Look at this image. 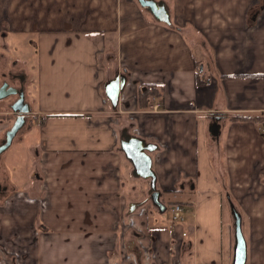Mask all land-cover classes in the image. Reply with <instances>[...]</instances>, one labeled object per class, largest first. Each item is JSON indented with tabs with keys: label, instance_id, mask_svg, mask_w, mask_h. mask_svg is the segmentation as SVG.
Segmentation results:
<instances>
[{
	"label": "crops",
	"instance_id": "0c3cea01",
	"mask_svg": "<svg viewBox=\"0 0 264 264\" xmlns=\"http://www.w3.org/2000/svg\"><path fill=\"white\" fill-rule=\"evenodd\" d=\"M165 1L170 25L137 0H0V46L16 49L34 104L5 156L0 264H144L136 232L145 264H233L231 203L246 264H264V0ZM124 117L158 145L160 199L182 220L125 179Z\"/></svg>",
	"mask_w": 264,
	"mask_h": 264
},
{
	"label": "water",
	"instance_id": "95a60500",
	"mask_svg": "<svg viewBox=\"0 0 264 264\" xmlns=\"http://www.w3.org/2000/svg\"><path fill=\"white\" fill-rule=\"evenodd\" d=\"M139 4L146 8L157 21L172 24L171 12L165 0H138ZM128 82L127 76L117 74L116 77L105 84L106 94L113 106L117 108L120 102L121 91L124 90ZM19 93V90L9 91L2 94L0 90V100L9 97L11 94ZM23 96V95H22ZM24 101V97H22ZM17 112L18 109L14 108ZM31 111V107L27 112ZM20 112H22L20 110ZM21 118H25L21 114ZM24 123L17 122L10 132L8 133V140L0 152L6 150L12 143L13 138L19 128ZM214 127L215 124L213 125ZM158 145L147 142L144 138L133 135L129 132L128 128H124L121 134V149L125 156L130 160L133 165V175L137 178H143L150 182L151 200L157 206L161 213L167 210V207L160 199L161 191L157 187V175L153 168V158L150 153L154 152ZM135 209V205H131V212ZM232 213L234 215V228H235V248L233 264H246L247 263V242L243 232L242 216L233 203H231Z\"/></svg>",
	"mask_w": 264,
	"mask_h": 264
},
{
	"label": "flooded vegetation",
	"instance_id": "af4514ba",
	"mask_svg": "<svg viewBox=\"0 0 264 264\" xmlns=\"http://www.w3.org/2000/svg\"><path fill=\"white\" fill-rule=\"evenodd\" d=\"M4 49L3 47L0 48V90L2 94L14 91L15 89L19 90V93L11 94L9 97L0 100V127L2 126L0 129V150L7 142V136L12 127L17 122L24 124L15 134L11 145L6 150L0 152V194L7 193L11 187L5 156L20 134L30 127L34 109V104L29 96V75L25 68L18 62V59H16V49L12 48L14 51L11 50L14 56L6 54ZM22 97H24V101H22ZM30 107L31 111L27 112ZM14 108L18 109V111L16 112ZM20 110L22 112H20ZM21 114H23L25 118H21ZM2 116L5 118L2 119ZM135 234L137 239L140 240V238H143L141 233L136 232ZM140 245L142 246L141 243Z\"/></svg>",
	"mask_w": 264,
	"mask_h": 264
},
{
	"label": "rangeland",
	"instance_id": "374dc122",
	"mask_svg": "<svg viewBox=\"0 0 264 264\" xmlns=\"http://www.w3.org/2000/svg\"><path fill=\"white\" fill-rule=\"evenodd\" d=\"M0 48H2L1 46H0ZM11 50H13L12 49V47H10V46H7L5 49H4V52L6 53V54H11V55H13L14 56V54H13V52L11 51ZM14 51V50H13ZM128 114H126V116H127ZM5 117L4 116H2V119H4ZM121 120H123L122 122H124V127L122 128V129H124V128H128L129 129V132H130V130H132V128L134 127V130H135V132H139V128H138V126H135V125H133L132 126V128H130L129 126H128V124L126 125V120H125V117L123 118V119H121ZM123 124V123H122ZM38 127H40L39 125H38ZM121 129V130H122ZM20 168H24V167H20ZM123 170H124V176L126 177L125 179H127L128 180V182H129V184L130 185H133V186H137L138 188H141V187H143V186H149L148 187V190H147V194H146V197H148V200H151V192H150V182H149V180H144V179H137V178H134V177H132V175H133V171H132V175L130 176V174H129V172H128V170H127V168H123ZM149 202H151V201H149ZM145 203L146 202H144V203H142L141 205H139L140 206V208L142 207H146L145 209H146V213L148 212V208H147V206L145 205ZM168 204V203H167ZM153 204H150V206L152 207V208H155V206L153 205ZM169 205V204H168ZM169 207V209L165 212L170 218H173V215H172V212H171V207L170 206H168ZM158 209V207L156 206V210ZM155 210V209H154ZM158 212V211H157ZM141 215H143V214H141ZM145 215V214H144ZM143 215V216H144ZM133 237H134V234H133ZM135 238V247L134 248H136V250H140V252L142 253V258L144 259V264L146 263V261H147V256H146V250H145V248H142V246L140 245V242H139V239H137V237L135 236L134 237ZM149 252V251H148ZM151 254V253H150ZM137 256V255H136ZM151 261H152V259H151ZM153 263V262H152Z\"/></svg>",
	"mask_w": 264,
	"mask_h": 264
},
{
	"label": "trees",
	"instance_id": "16d2710c",
	"mask_svg": "<svg viewBox=\"0 0 264 264\" xmlns=\"http://www.w3.org/2000/svg\"><path fill=\"white\" fill-rule=\"evenodd\" d=\"M137 2H138V0H137ZM140 7L142 9L148 11L146 8L142 7L141 5H140ZM154 95H159L158 89H157L155 84H151V85L145 86V88L141 90V92L139 94V98H140L141 103H143V105H148L151 97ZM135 251H136V255H137L139 261L142 262L143 261L142 253L140 252V250H135Z\"/></svg>",
	"mask_w": 264,
	"mask_h": 264
},
{
	"label": "built area",
	"instance_id": "2783aa9c",
	"mask_svg": "<svg viewBox=\"0 0 264 264\" xmlns=\"http://www.w3.org/2000/svg\"><path fill=\"white\" fill-rule=\"evenodd\" d=\"M158 108H159V105L158 104L154 103L152 105V111H157ZM259 130L264 135V122L261 123V125L259 127ZM171 212H172L173 220L174 221H179V220H182L183 219V207L181 205H179V204L174 205L172 207V209H171ZM183 235H186V233H184ZM139 241L142 244V247L144 248V245H143L142 241L141 240H139ZM146 254L149 256L148 249H146Z\"/></svg>",
	"mask_w": 264,
	"mask_h": 264
}]
</instances>
